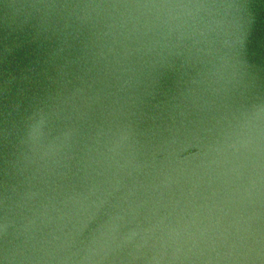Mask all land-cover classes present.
Returning <instances> with one entry per match:
<instances>
[{
	"label": "water",
	"instance_id": "obj_1",
	"mask_svg": "<svg viewBox=\"0 0 264 264\" xmlns=\"http://www.w3.org/2000/svg\"><path fill=\"white\" fill-rule=\"evenodd\" d=\"M0 264H264V0H0Z\"/></svg>",
	"mask_w": 264,
	"mask_h": 264
}]
</instances>
